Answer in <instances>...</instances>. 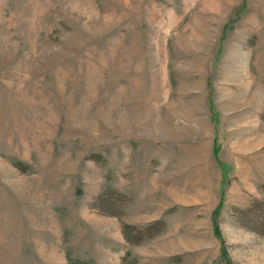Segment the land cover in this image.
I'll list each match as a JSON object with an SVG mask.
<instances>
[{
	"label": "rangeland",
	"instance_id": "1",
	"mask_svg": "<svg viewBox=\"0 0 264 264\" xmlns=\"http://www.w3.org/2000/svg\"><path fill=\"white\" fill-rule=\"evenodd\" d=\"M190 49L264 107V0H0V264L93 256L103 231L101 264H264V146L222 160L217 134L197 190Z\"/></svg>",
	"mask_w": 264,
	"mask_h": 264
},
{
	"label": "crops",
	"instance_id": "2",
	"mask_svg": "<svg viewBox=\"0 0 264 264\" xmlns=\"http://www.w3.org/2000/svg\"><path fill=\"white\" fill-rule=\"evenodd\" d=\"M193 39L195 40V37H193ZM187 45L196 47L197 44ZM186 52L188 51L186 50ZM189 52L190 54H185V56L182 57L184 63L181 64L182 66H180V68H177V71L182 79V83H180L179 86L183 87L184 83L187 82L185 88H189L190 91L187 92V94H180V96L182 95L184 114H186V118L189 122L194 121L196 123L197 121V190L199 191L204 183L200 171L203 168L206 169L212 162L210 147L213 145V140L217 137V134L219 141H222V136V143H225L221 148L222 150L224 149V154L221 152V154H223V157L221 156L222 160H242L246 163L247 161L257 160L259 157L257 154L262 149V146H264V141L261 142L264 138L263 132H261L264 127V119L262 118L264 107L258 109V94H253L252 91L249 90V82L248 84L246 82L249 78L248 73L242 72V69L238 67L239 62L237 63V60V65L234 64L233 73L239 75V77L243 75L244 80L237 82L235 85L219 83L210 89L208 87L209 73H203L200 66L197 68L200 63V57H198L197 54L200 55L201 53H198L195 49H190ZM247 62H249V60ZM177 71L175 72L177 73ZM202 82L204 89L202 91H194L193 89L196 87L201 89ZM211 97H213L216 104V106L212 108L210 107ZM243 103L247 105L244 108L242 105ZM195 104L196 106L193 109L192 107ZM225 107H228V109H225ZM215 111L218 112L219 116L217 126L214 123L213 116ZM221 129L224 130L222 131ZM250 154H253V156H250ZM209 184L210 183H204V187L207 189ZM40 210L39 212L42 217L41 222L48 227L47 229L50 234L54 233L57 228V218L46 210ZM175 222V220H172V222L167 224V234L170 232L172 234L175 231L174 234L176 235L179 232L180 221L178 219L177 224H175ZM170 228L171 230L168 232ZM73 242L69 245L71 250L74 249L75 244ZM91 242L94 241H92V239L85 240L87 249H92L94 247L93 256H90L91 253L85 256L73 253L66 259L63 258L64 262L67 263L69 259L78 261L90 260L95 264H101L104 260L106 261L107 248L105 243V232H102V236L97 234L96 242L93 243L92 248L89 247ZM109 253V259L115 261L116 257L118 258L117 254L112 250H110ZM39 256L41 261L43 260L46 262L45 264H61L58 260L59 256L54 253L53 249L48 250V252L39 253Z\"/></svg>",
	"mask_w": 264,
	"mask_h": 264
},
{
	"label": "trees",
	"instance_id": "3",
	"mask_svg": "<svg viewBox=\"0 0 264 264\" xmlns=\"http://www.w3.org/2000/svg\"><path fill=\"white\" fill-rule=\"evenodd\" d=\"M15 167H17V164H15L14 165ZM263 191H264V188H263ZM247 211H251V209L250 208H248L247 209ZM264 211V210H263ZM262 219V224H263V226H264V215H263V217L261 218ZM67 264H94V263H92V262H85V261H78V260H67Z\"/></svg>",
	"mask_w": 264,
	"mask_h": 264
}]
</instances>
